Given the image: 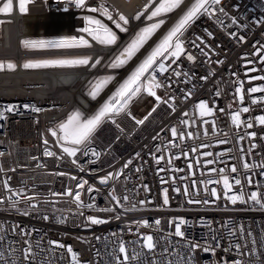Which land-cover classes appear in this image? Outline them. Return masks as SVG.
<instances>
[{
  "label": "built area",
  "instance_id": "built-area-1",
  "mask_svg": "<svg viewBox=\"0 0 264 264\" xmlns=\"http://www.w3.org/2000/svg\"><path fill=\"white\" fill-rule=\"evenodd\" d=\"M128 1L131 0H125L119 5L116 0H86L85 7L77 9L74 4L66 3V0H30L26 4L27 12L22 14L19 12L18 0H13L12 13L0 14V21H4L0 24L2 48L9 41L8 27L16 26V23L19 24L21 21V16L30 14L35 9L48 14H69L67 22H62V25L73 27V21L77 22L76 30H73V35L69 38L78 39L84 36L91 45L72 48H21L18 56L11 54L10 50L0 54V61L5 62V69L0 71V75L13 73L26 75L25 78L23 74H17L25 79L19 82L20 93L0 91V111L8 106L15 109L13 112L5 113L6 119H0V199L4 200V204H0V223H3L8 232L7 238L15 240L16 246L23 249L25 247L23 240L26 237L20 235L19 229L13 234L11 226L18 224L21 227L35 229L37 231L33 232L31 237L33 243L43 235L45 247L48 239L59 241L73 248L78 254L80 264H91L96 259L95 249H100L105 254L112 251L116 239L114 234L125 242L137 240L138 234L167 236L169 232L174 233L175 228V224L170 226L169 221L184 218L192 224L191 227H187L186 238L181 241V238L173 236L169 238V244L180 241L177 248L187 252L189 242L199 243L201 247L191 253L194 257L193 264H235L236 260H239L240 264H249L250 260L255 264V257L248 254V249L253 246L259 248L258 244L252 245L250 240L246 242L243 237L235 238L226 231L215 230L221 229L224 221L232 220L237 222L238 226L240 224L249 226L253 238L264 235L262 233L264 211L250 201L242 203L238 200L233 205L225 196L226 190L222 180V176H228L232 185L228 196L243 192L247 200L252 191H256L258 196L264 194V175L261 174L260 167L264 165V125L259 123V117L264 116V92L248 91L252 87L264 88V79H250L264 77V62H261L264 59V24L257 23L258 20H264V0H222V6L228 14L222 17L223 23L218 22L215 17L210 18L206 15L198 18L185 33L183 38L185 51L179 60L175 64L171 63V58L164 60L166 66H171L163 76L157 73V80L166 84L165 87L156 89L161 101L157 102L155 97L144 91L140 98L130 105L127 114L114 117L115 124L108 122L98 129L91 142V147L99 153L98 156H93L90 152L88 156L78 153L77 157H69L63 153L62 147L49 131L73 110H79L85 116L94 114L122 80L109 83L94 100L100 99L90 111L78 105L82 95L84 93L87 95L88 81L101 73L111 71L105 70L102 66L117 50V45H95L86 33L80 31V28L85 26V16L91 15L100 19L117 33L118 45L122 46L140 27L164 19L165 23L152 34L149 39L151 40L169 21L170 14L179 9L149 21L147 15L154 10L160 0H151V3L150 0H143L141 3L138 1L131 6L127 4ZM4 2L6 0H0V7ZM191 2L195 0H190L187 5L190 6ZM100 4L108 9L114 20H118L120 15L125 16L129 21L128 31L120 32L112 21L99 12L90 13L87 10L89 7H99ZM147 4L148 8L145 11ZM186 10L184 7L171 20L151 47L167 34ZM16 11L17 19L12 16ZM138 13H143L139 20L135 19ZM237 16H239L237 23L232 24V17ZM208 32L212 35L209 36ZM241 36L243 40L240 39ZM65 37L66 35L63 36L61 33L47 37L25 35L18 39L17 43L22 46L24 40H58ZM192 41H195V44ZM201 50L206 55H201ZM95 51H98L96 56ZM78 55H89L91 58L89 65L47 68L22 66L23 61L29 58L65 59ZM188 55H192L194 60L189 61ZM96 59H101L102 63L93 69L90 64ZM160 59L162 58H158ZM7 60L14 61L16 65L14 70L7 69ZM249 60L252 63H247ZM251 68H256L257 71H249ZM86 71L90 72L89 76ZM174 71L180 72L181 75L175 76ZM33 73H37V76H33ZM184 73L188 75L185 76ZM46 75L51 76H48L50 78L47 81L41 80ZM69 77L74 79L73 89L79 91L75 101L66 103L67 97L54 95L53 91H44L50 81ZM202 77L207 79H201ZM240 82L243 83V87L237 92L236 88ZM144 83L147 84V80ZM218 90L221 92L219 96L216 95ZM108 91L109 93L104 95ZM189 91L191 95L186 98ZM241 95L244 97L242 102ZM88 100L93 101L89 96ZM165 100L168 103H164ZM253 100L256 103H253ZM201 101L207 102L208 107L214 110L212 115L200 116L197 105ZM25 105L28 107H24ZM243 107H248L249 111L247 113L240 111ZM35 108H39L40 111H34ZM238 111L241 121L239 126L232 121V116ZM184 113L188 115L185 116ZM185 120L188 121L187 125L181 123ZM205 120L208 123H204ZM247 123H251L252 127H246ZM173 127L178 130L177 138L171 135ZM180 132L185 133L183 140L179 139ZM187 133H191V137ZM251 133H255V136H251ZM45 140L48 141L47 146L44 144ZM170 141L172 143H169ZM45 147L55 155H44ZM161 156L164 159L157 163V158ZM74 159L76 163H73ZM128 161L131 163L125 168L124 165ZM207 161L213 163H206ZM244 163H248L250 168L245 169ZM233 165L237 169L235 173L231 172ZM213 169L216 171H212ZM220 169H224V172L221 173ZM108 173L119 175L109 179L106 185H101L99 180ZM249 177L253 181L252 184L248 183ZM234 179H240L241 184L236 185ZM81 180L87 181L82 189L77 187ZM5 181L12 191L22 190L26 195L36 196L39 200L37 210L28 209L29 214L24 215L23 205L19 206V210L9 207L8 197L11 196V192L4 187ZM89 186L98 191L88 193ZM213 188L216 189L219 199L212 196ZM165 189L167 205L163 203ZM69 190L73 195H52L63 194ZM77 191L81 193L84 206L78 207L75 201ZM113 191L121 200L120 205L111 199ZM125 195L129 196L128 201L122 199ZM189 200L200 202L189 203ZM140 201L145 203L142 205ZM89 203L94 207H86ZM133 205L134 211H126ZM105 208H112L114 211H100ZM45 215L49 217L47 221L42 219ZM89 216L104 219L107 223L91 225L87 219ZM116 216L120 218L116 219ZM145 220L150 226L138 227L139 222ZM156 220L160 221L159 225H155ZM214 234L218 241H213ZM98 236L101 237L100 240L95 239ZM236 243L241 244L239 253L234 248ZM131 247L129 244V252ZM204 247H209L210 250L205 252ZM56 251L60 253L65 250ZM70 255H64L62 264H70ZM260 259L264 260V255H261Z\"/></svg>",
  "mask_w": 264,
  "mask_h": 264
},
{
  "label": "snow or ice",
  "instance_id": "snow-or-ice-1",
  "mask_svg": "<svg viewBox=\"0 0 264 264\" xmlns=\"http://www.w3.org/2000/svg\"><path fill=\"white\" fill-rule=\"evenodd\" d=\"M30 0H18L19 3V12L26 13L27 7L26 4L29 3ZM68 4H74L77 9H83L86 5V0H66ZM151 3V0H150ZM184 3V0H160L158 6L155 7L153 11L147 15V20L152 21L156 17H160L165 13H171L174 9L181 8V5ZM186 11H183V14L180 18L175 22L174 26L170 28L167 34L163 37L160 43L155 47V49L135 68L134 71L125 79L119 86L115 89V91L107 98V100L102 103L98 109L94 112V114L90 116H85L79 110L72 111L66 118L65 121L60 122L53 129H50L51 135L56 138L57 143L61 144L63 153L67 154L69 157H77V154L80 153L84 156H88L89 153L93 156H98L97 153L92 147L91 142L94 134L100 129L104 124L111 122L113 124L116 123L114 117L119 116L121 114H127L129 107L132 103L135 102L136 99L140 97L142 92L146 91L147 94L151 97H155L157 102L161 101V96L157 95L156 89L161 87H165L166 84L162 81L157 80V73L163 76L165 72L168 71V68L171 65L166 66L163 62L164 60H168L171 58V63L175 64L182 53H184V37L185 33L191 27V25L200 17L208 16L215 17L218 22L223 23L222 17H226L228 14L225 11V8L222 6V0H195V2H191L190 6L185 5ZM238 7V6H237ZM148 5L145 6V11L147 10ZM67 10V9H65ZM90 13L99 12L102 16L106 17L108 20L112 21L115 24V27L119 29L120 32H127V25L129 23L128 19L125 16L120 15L118 20H114L112 14L108 11V9L100 4L99 7H89L87 9ZM13 11V0H6L3 3L2 7H0V14L10 15ZM143 13H138L135 19L139 20ZM239 16L232 17V24H236ZM84 20L86 22L85 27L80 29L81 32L86 33L92 40L97 43L105 46L117 45V50L112 58L108 61L106 68L111 69H120L124 67L132 58L136 55V53L144 46V44L148 41L149 37L161 27L165 23L164 19H159L158 22L151 23L149 26L141 28L134 36V38L125 46L121 47L118 45V36L117 33L114 32L111 28H109L106 24L102 23L100 19H94L91 16H85ZM4 21H0L2 24ZM257 23L264 24V20H258ZM231 35H235L234 33H230ZM208 35L211 36L212 33L208 32ZM197 39H200L197 37ZM243 40V37H240ZM195 44V41H192ZM203 43V41H201ZM22 44L26 48H72V47H91L89 41L84 38V36H80L71 38H62L58 40H24ZM199 47V45H196ZM260 50H257L259 53ZM201 55H206V53L201 50ZM158 58H162L158 60ZM90 57H83L74 60L67 59H51V60H39V61H28L24 63V68L30 67H64V66H77V65H89ZM187 59L189 61H193L194 57L192 55H188ZM261 62H264L262 59ZM101 59H96L94 62L90 64V67L95 69L98 65H101ZM218 63H222V61H218ZM247 63H252V61H247ZM16 65L12 62H7V69L14 70ZM5 69V62H0V71ZM249 71H257L256 68H251ZM148 75H145V74ZM174 75L179 77L181 75L180 72H175ZM187 76V73H184ZM235 75V73L233 74ZM114 75H105L99 77L96 81H90L88 84V88L86 89L88 96L92 100H96L97 97L101 94L104 88L115 80ZM201 79H207V77H202ZM250 79H264V77H251ZM147 80V84L144 81ZM167 80V77H165ZM243 87V83L240 82L239 86L236 88L237 92H240ZM250 93L256 92H264V88L252 87L248 90ZM191 95L189 91L186 94L187 96ZM216 95H221V92L216 91ZM173 99V98H170ZM244 99L243 95L240 96V101L242 102ZM164 103H168L167 100L163 101ZM256 103L255 100L252 101ZM24 107H28L25 105ZM200 109V116L203 117L205 115H212L213 109L208 107L207 102L201 101L197 105ZM15 111L13 106L6 107L3 111H0V119H6L5 113H10ZM34 111H40L39 108H35ZM223 111V109H220ZM240 111L247 113L249 111L248 107H243ZM240 111H238L235 115L232 116V121L234 124L239 126L240 121ZM187 116V113H184ZM143 121H138V123H142ZM181 123L187 125L188 121H182ZM204 123H208L207 120ZM259 123L264 125V116L259 117ZM246 127L251 128L252 124L247 123ZM171 135L173 138H177L178 130L173 127L171 129ZM189 137H191V133H187ZM251 136H255V133H251ZM185 137V133H179V139L183 140ZM242 138V137H241ZM169 143H172L171 141ZM45 146L48 145V141H44ZM254 147V145H253ZM195 151V149H192ZM44 155L46 156H54L55 153L49 151L47 147H45ZM186 155V154H185ZM205 155H212V153H205ZM164 159L163 156L157 158L156 162L159 163L160 160ZM73 163H76V160H73ZM131 161H128L124 167L127 168ZM206 163H213V161H207ZM191 167V165H189ZM243 167L245 169H249L250 165L248 163H244ZM262 168V175H264V165L260 166ZM83 171V169H81ZM163 171V169H161ZM212 171H216L213 169ZM237 171L236 167L233 165L231 167V172L235 173ZM220 172L223 173L224 169H220ZM63 175V173H59ZM115 175L108 173L104 178L99 180L101 185H106L109 179H114ZM75 179V177H73ZM223 186L225 191V196L231 201L233 205L237 203L239 200L242 203H248L249 201L257 206L260 210L264 211V194L259 195L256 191H252L247 200L245 199V195L241 192L239 195L228 196V192L231 191L232 185L229 182L228 176H222ZM209 183H219V181H209ZM234 183L236 185L241 184L240 179H234ZM248 183L252 184L253 181L251 177L248 178ZM87 184V181L81 180L77 187L84 188V185ZM4 187L11 192V196L8 197L9 207L19 210V206L23 205L24 207V215H28V209L32 211H36L38 207L39 200L36 196H29L23 193V191H12L9 187L7 181L4 183ZM88 193H92L93 191H98V189H94L89 186L87 189ZM165 196L163 203L165 205L168 204L167 198V190L165 189ZM179 191V189H176ZM186 192V190H185ZM211 194L214 197L217 196L216 189L213 188L211 190ZM53 196L58 195H73L72 191L69 190L66 193H53ZM13 197H20V199H13ZM75 201L78 207L84 206L81 201V193L77 191L75 193ZM111 199L116 202L117 205H120L121 200L117 198L115 192L111 194ZM124 201L129 200V196L125 195L122 197ZM35 201V202H33ZM189 203H198L200 201H192L189 200ZM140 204H144L145 201H140ZM203 203H208V201H203ZM0 204H4V200L0 199ZM88 208L94 207L93 204L89 203L86 205ZM135 205L131 208L126 209V211H134ZM100 211L105 212H113L112 208L101 209ZM119 219V216L115 217ZM43 220L47 221L49 217L47 215L42 217ZM88 221L91 225H99L107 223L104 219L95 218L89 216ZM155 225H159L160 221L156 220ZM170 226L175 224L174 233L169 232L167 236L154 237L153 234H138V238L135 241L125 242L121 239L117 234L116 239L113 244L114 247L111 252L102 253L100 249H95V257L96 259L91 262V264H193L194 257L191 253H194L195 249L200 248L201 245L196 242H189L187 244V252H184L182 248H177V244L180 241H177L176 244H169V238L177 237L181 238L183 241L186 238V230L187 227H191L187 220L184 218H179L178 220H170ZM139 226L148 227V221L139 222ZM208 227L211 230V225ZM16 229H19L20 235L22 237H26L23 240L25 247L23 249L19 248L17 242L15 240L8 239V232L5 229L3 223H0V264H62L65 254L70 255V264H80L78 260V254L73 250V248L69 245H64L59 241H53L48 239L46 241L47 247H45V238L43 235L40 236L38 240L33 243L31 237L33 232L37 231L35 229H30L26 227H21L18 224H14L11 226V231L15 234ZM226 231L229 235L243 239L247 242L250 240L252 245H259V248L253 246L248 249V254L250 256L255 257V264H264V260L260 259L261 255H264V235H260L258 238H253L252 229L247 226L240 224L238 226L237 222L232 220H226L221 225V229H217L215 231ZM262 233H264V226H262ZM96 240H100L101 237H95ZM213 241H218L217 236L214 234L212 237ZM129 244L132 245L131 252H129ZM7 246V247H6ZM138 246V247H137ZM247 246V245H245ZM235 250L239 253L241 249V244L236 243L234 245ZM57 249L65 250L64 252L57 253ZM203 250L208 252L209 247H204ZM158 257V258H157ZM151 258V259H150ZM235 264H240L239 260L235 261ZM249 264H252V261H249Z\"/></svg>",
  "mask_w": 264,
  "mask_h": 264
},
{
  "label": "bare ground",
  "instance_id": "bare-ground-1",
  "mask_svg": "<svg viewBox=\"0 0 264 264\" xmlns=\"http://www.w3.org/2000/svg\"><path fill=\"white\" fill-rule=\"evenodd\" d=\"M138 1H140V3L143 0H131L128 1L127 4L129 6L134 5L135 3H137ZM190 0H186L184 4H182L181 8H179L177 11L173 12L172 14H170V18L169 21L164 25V27L151 39V43H149L150 46L151 44L154 43V41H156V39L159 37V35L161 34V32L168 26V24L171 22L172 19H174L176 17V15L181 12V10L185 7V5L188 4ZM125 2V0H116V3L119 5H122L121 3ZM18 11H16V13H14L12 16L13 18L17 19L18 17ZM67 17H69V14H65V15H59V14H54V13H45V12H41L38 9H35L33 12H31L30 14H24L23 16H21V21L18 23H16V26H9L8 27V43L6 44L5 47H1L0 46V54H4L6 52H8V50L11 51V54L15 55H19L20 54V50L21 48L23 49V47L21 45H19L18 39H20L22 36H33L35 37L37 36H44L47 37V35H52L54 33H61L63 34V36L66 35L65 38H69L71 35H73V30H76V24L77 22L74 20V25L73 27H71L68 23L69 26L62 25V22H67ZM68 28V29H67ZM79 32V31H78ZM80 33V32H79ZM98 51H95V56L97 55ZM21 64V62H20ZM88 76L90 75L89 71L85 72ZM17 74H23L26 78V75L24 73H13L10 75H0L2 77H0V91L4 92V91H10L13 94H18L21 91V87L19 85V82L24 81L25 79L22 76H18ZM37 73H33V76H37ZM30 75H27V77H29ZM51 75H46V77H42V79L44 80H48ZM13 80V81H12ZM74 79L73 78H60L57 79L56 81L52 80L50 81L49 85H47V87L44 89V91H53L54 95H63L64 97H67V99L65 100L66 103H71L72 100H76V97L79 93V91L74 90L73 89V84ZM72 88V90L70 89ZM51 95V92H49ZM108 94V92H105V94ZM7 94V93H6ZM103 95V96H104ZM80 99V98H79ZM78 99V100H79ZM82 100L78 102V105L83 108L86 109L87 111H90L91 109L94 108V106L100 101H91L88 100V96L84 93V95H82Z\"/></svg>",
  "mask_w": 264,
  "mask_h": 264
},
{
  "label": "crops",
  "instance_id": "crops-1",
  "mask_svg": "<svg viewBox=\"0 0 264 264\" xmlns=\"http://www.w3.org/2000/svg\"><path fill=\"white\" fill-rule=\"evenodd\" d=\"M87 16H91V15H87ZM91 17H93L94 19H98V18H96V17H94V16H91ZM101 22H102V21H101ZM102 23H103V22H102ZM85 25H86V24H85ZM139 30H140V28L138 29V31H139ZM138 31H137V32H138ZM134 36H135V35H134ZM134 36H133V37H132L127 43L123 44L121 47H123V46H125L126 44H128V43L134 38ZM151 36H152V35H151ZM151 36L149 37V39L151 38ZM90 38H91V37H90ZM91 39H92V38H91ZM149 39H148V41H149ZM93 41H94V40H93ZM148 41H147V42H148ZM94 42H95L96 44H99V43H97L96 41H94ZM147 42H146V43H147ZM146 43L144 44V46L146 45ZM100 45H101V44H100ZM144 46H143V47H144ZM143 47H142V48H143ZM155 47H156V45L152 46L148 51L145 52V54H144L141 58L138 59V61L134 64V66L131 68V70H130V71H129V72H128L123 78H122L121 83H122L125 79H127V77L131 74V72L134 71L136 67H138V65H139V64H140V63H141V62H142V61H143V60H144V59H145V58H146V57H147V56H148V55H149L154 49H155ZM142 48H141V49H142ZM141 49H140V50H141ZM140 50H139V51H140ZM139 51H138V52H139ZM138 52H137V53H138ZM137 53H136V55H137ZM136 55H135V56H136ZM135 56H133V58H134ZM83 57H89V55L69 56V57H67V58H68L67 60H74V59L83 58ZM111 58H112V57H111ZM111 58H109V59L107 60V62L105 63V66L107 65L108 61H109ZM133 58H132V59H133ZM132 59H131V60H132ZM131 60H130V61H131ZM130 61H129V62H130ZM129 62H128V63H129ZM128 63H127V64H128ZM127 64H126V65H127ZM126 65H124V67H125ZM77 66H78V65H77ZM105 66H104V67H105ZM124 67H122V68H120V69H115V70L112 69V72L110 71L109 73H103V74H100V75H98V76H100V77L105 76V75H114V76H115V75L117 74V72H119L120 70H122ZM105 68H106V67H105ZM107 69H111V68H107ZM95 79H96V78H94V80H95ZM94 80H93V81H94ZM106 87H107V86H106ZM106 87H105V88H106ZM87 88H88V87H87ZM105 88H104V89H105Z\"/></svg>",
  "mask_w": 264,
  "mask_h": 264
},
{
  "label": "rangeland",
  "instance_id": "rangeland-1",
  "mask_svg": "<svg viewBox=\"0 0 264 264\" xmlns=\"http://www.w3.org/2000/svg\"><path fill=\"white\" fill-rule=\"evenodd\" d=\"M148 3H149V2H148ZM147 5H148V4H147ZM157 6H158V5H157ZM154 9H155V8H154ZM165 14H166V13H165ZM85 24H86V22H85ZM146 26H149V25H146ZM146 26H142V27H140V29L143 28V27H146ZM84 27H85V26H84ZM82 28H83V27H82ZM82 28H80V29H82ZM162 39H163V38H162ZM162 39H161V40H162ZM161 40H160V41H161ZM128 41H129V40H127V41L124 42L123 44L127 43ZM160 41L157 42L156 46L160 43ZM22 47H23V49H35V48H30V47H29V48H26V47H24L23 44H22ZM51 59H57V58H55V57L29 58V59H25V60L23 61L22 66L24 65V63H26V62H28V61L51 60ZM65 59H68V58L66 57ZM0 62H1V61H0ZM7 62H12V63H14L13 60H7L6 63H7ZM129 63H130V62H129ZM129 63H128V64H129ZM128 64H127V65H128ZM127 65H126V66H127ZM104 66H105V64L102 66V68H104L105 70H111V72H112V69H107V68H105ZM126 66H125V67H126ZM56 67H59V66H56ZM125 67H124V68H125ZM30 68H47V67H30ZM124 68H123V69H124ZM109 72H110V71H109ZM109 72H107V73H109ZM118 73H119V72H117V74L115 75V77H117ZM101 74H103V73H101ZM124 76H125V75H124ZM124 76H123V77H124ZM99 77H100V76H96V77H95V78H96L95 80H94V78H92L90 81H93V80L96 81ZM90 81H88L87 85L89 84ZM121 81H122V80H121ZM121 81H120V83H121ZM118 86H119V85H118ZM87 87H88V86H87ZM86 89H87V88H86ZM86 93H87V91H86ZM87 95H88V94H87ZM139 98H140V97H139ZM73 111H74V110H73ZM71 112H72V111H71ZM71 112H70V113H71ZM70 113H69V114H70ZM69 114H68V115H69ZM68 115H67V116H68ZM67 116L64 117L62 120H60L58 123L65 121L66 118H67ZM59 145L61 146L60 143H59Z\"/></svg>",
  "mask_w": 264,
  "mask_h": 264
},
{
  "label": "water",
  "instance_id": "water-1",
  "mask_svg": "<svg viewBox=\"0 0 264 264\" xmlns=\"http://www.w3.org/2000/svg\"><path fill=\"white\" fill-rule=\"evenodd\" d=\"M149 43H151V40H149L146 45L137 53V55L130 61V63L122 70L119 71L117 77L115 80L119 81L123 78V76L127 73V71L138 61L139 58H141L144 53L151 47L150 46H147L149 45ZM95 45H97L95 42H94Z\"/></svg>",
  "mask_w": 264,
  "mask_h": 264
}]
</instances>
